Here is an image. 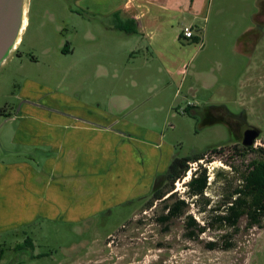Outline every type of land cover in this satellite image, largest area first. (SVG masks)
<instances>
[{
	"label": "rangeland",
	"instance_id": "obj_1",
	"mask_svg": "<svg viewBox=\"0 0 264 264\" xmlns=\"http://www.w3.org/2000/svg\"><path fill=\"white\" fill-rule=\"evenodd\" d=\"M105 1L84 0L80 4L85 10H73V1L28 0L21 40L14 56L0 67V106L20 105L13 97L17 85L36 76L57 92L53 96L58 102L60 93L77 99L92 84L102 89L97 94L101 100L110 91L105 88L126 94L129 108L143 115L144 125L160 128L179 154L225 146L248 125L260 128L264 138V0H206L195 19L171 10L183 6L184 0H174L166 9L152 0L141 9L146 27L125 37L111 16L93 10ZM185 25H194L193 38L181 35ZM250 46L254 51L246 54ZM222 104L229 110L222 121L212 115L202 118L205 107ZM188 105L197 111L193 116L185 111ZM13 115H18L16 109ZM5 119L0 116L1 122ZM3 145L13 147L0 136V155ZM35 154L44 161L42 149ZM204 164L198 168H206L212 182L205 194L211 205L207 213L198 208L205 198L194 204L187 186L176 191L188 201L185 216L161 223L156 216L163 213L167 199L146 206L155 185L148 196L89 221L41 214L29 226L1 233L0 244L6 250L1 263L11 260L13 246L26 232L33 238L35 256L27 255L18 264H235L238 259L242 264H264V218L260 226H249L243 217L236 229L210 226L195 238H185L188 216L200 226L207 224L221 195L239 184L231 168L236 162L231 165L218 156L210 164L207 155ZM163 183L160 179L159 186ZM223 231L230 234V250L210 252L206 246L211 237L219 239L218 244L222 239L227 243L218 238Z\"/></svg>",
	"mask_w": 264,
	"mask_h": 264
},
{
	"label": "crops",
	"instance_id": "obj_2",
	"mask_svg": "<svg viewBox=\"0 0 264 264\" xmlns=\"http://www.w3.org/2000/svg\"><path fill=\"white\" fill-rule=\"evenodd\" d=\"M68 1L77 3L76 8L71 6L73 10H85L81 6L84 0ZM150 1L106 0L93 10L111 16L115 27L120 21L130 26L134 19L138 33L146 27L141 9ZM159 1L166 9L174 0ZM184 1L171 10L194 19L206 2ZM122 34L134 33L122 30ZM246 50L252 54L254 46ZM105 89L110 91L103 100L97 95L102 89L92 84L83 94L80 86L82 95L77 99L60 93L58 102L53 96L57 92L44 79L27 76L17 85L13 97L36 103L21 101L17 116L0 120V136L13 146L1 148L0 234L30 225L41 214L89 221L115 206L133 203L151 193L168 173L174 157L188 155L177 153L160 128L146 127L143 115L129 108L126 94ZM1 106L14 110L18 104ZM39 149L45 152L44 161L36 159Z\"/></svg>",
	"mask_w": 264,
	"mask_h": 264
},
{
	"label": "trees",
	"instance_id": "obj_3",
	"mask_svg": "<svg viewBox=\"0 0 264 264\" xmlns=\"http://www.w3.org/2000/svg\"><path fill=\"white\" fill-rule=\"evenodd\" d=\"M120 22L121 23L116 25L117 29L124 30L131 34L137 32V22L134 19L129 21L133 23L130 26H127L126 23L122 21ZM193 107V105H188V107L185 108V111L188 110V113L192 115L193 112H197ZM227 112H229V110L224 104L209 105L205 107L202 118L205 119L209 115H212L219 117V121H222ZM209 148L196 151L186 156H176L173 158L168 173L161 179L162 181L164 180V183L159 186V181L157 182V189L153 193L152 199L148 200L146 203V206L150 207L153 206L157 199H162L164 197V199H167L164 204L163 213L156 216L158 221L165 223L172 217L178 218L185 216L189 204L188 201L179 197L177 192L173 191L175 188V182L187 174V171L190 168V162L203 158L208 153ZM254 165H257L256 168H252ZM242 171L243 174L241 180L243 183L239 184V186H235L233 190L225 194L226 197L219 205H216V214L209 218V221L207 220V224L200 226L195 217L192 215L188 216L186 226L189 230L188 234L191 237L195 238L201 231H204L210 226L215 228L226 226L228 228L236 229L243 216L248 217L250 225L262 223L264 218V159L252 162L249 168H242ZM235 179L238 180L237 176ZM187 184L188 194L193 197V200H195L193 201L194 204H197L200 199L205 198V202L199 204L198 208L201 212L207 213L209 211L207 207L210 206V204L208 203L209 198L205 197L206 189L208 188V174L206 168H197L193 171ZM239 192L242 193V195L233 198V195ZM223 208H225V210H222ZM229 236L230 234H226L227 240L230 238ZM227 244L230 245V241H227ZM1 246L2 245L0 244V264L6 251ZM33 249V238L31 236H26L22 242L16 243L12 250L22 251L24 256L28 255L30 258H33L35 256L33 255ZM7 264H11V262Z\"/></svg>",
	"mask_w": 264,
	"mask_h": 264
},
{
	"label": "flooded vegetation",
	"instance_id": "obj_4",
	"mask_svg": "<svg viewBox=\"0 0 264 264\" xmlns=\"http://www.w3.org/2000/svg\"><path fill=\"white\" fill-rule=\"evenodd\" d=\"M21 101H28V102H31V103H36V102H34V101L30 100V99H24V100H21ZM20 106L18 105V106L15 107V109H16V111L18 113H19ZM13 112H14V110L13 109L9 110L7 108V106L6 107L5 106H0V116H4L5 118L11 117V116H14ZM250 127H255V126L248 125V126H246V129L250 128ZM256 128H258V127H256ZM258 129L260 130V132L257 135V137L252 140V143L250 145H247V144L244 143V138H245V130H244L242 134H239L238 136H236V138H233V140L229 141V143H227L225 146H224V144L217 145V146H210V148L208 150V153H207L208 159H209V163L210 164L215 163V159L218 156L226 157L227 162L230 163L231 165H232V163L236 162V164L232 165L231 168H234L233 170H234V173L236 174V176L238 178V180H237L238 183L242 184L243 183V181L241 180L242 179L241 177H242V174H243L242 168H249L250 164L252 162H255L256 160H259V159H262V160L264 159V142H260V139H264V138L261 137V135H262L261 129L260 128H258ZM227 145H229L231 147L226 152L225 151L226 150L225 147ZM213 147H216V148H213ZM36 151H35V153H36ZM44 153H45L44 150H42V154H44ZM256 166L257 165H254V166H252V168H256ZM211 184H212V182H211V177H210V179L208 181V186L211 185ZM239 184H238V186H239ZM241 195H242V193L239 192L237 194H234L233 198H236V196H241ZM221 196H222L223 199L226 197L225 194H223ZM164 198L157 199L156 201L164 200ZM222 200H220V201H222ZM150 207H152V206H150ZM209 207H211V205ZM243 217H246L248 219L247 216H243ZM174 218H176V217H172L171 219H174ZM167 222H169V220ZM248 222H249V219H248ZM261 224H252V225L249 224V226H251V227L260 226ZM26 226H29V225H26ZM26 226L20 227V229H22V228H24ZM222 228H220V230H222ZM207 229H211V228L208 227ZM262 229L264 230V228H262ZM14 230H16V229H14ZM214 230H216V228H214ZM22 232H24V231H22ZM188 232H189V230L187 228L183 229V233L185 234V238H188L189 240L194 238V237H191L188 234ZM201 232H206V229L204 231H201ZM26 234L27 233L24 232L25 236L23 237V240L25 239ZM27 236H29V235L27 234ZM219 237H223V238L227 239L226 238V233H224V231H223V233L218 235V238ZM216 240H219V239H214V238L211 237V240L207 242V246L206 247H207V249L210 252L214 251V250H217V249H221L223 251H227L228 249L230 250V247L233 245V244L228 245L227 243H224L223 242L224 239L221 240V244H218V242ZM22 241H20V242H22ZM17 243H19V242H17ZM260 246H262V245L260 244ZM259 247L253 252V257L257 253ZM12 252H13V254H12L11 260L8 261L7 263L11 262V264H16V263L18 264V262H22L25 259H27L26 256H24V253L22 251H12ZM238 261H239V259L237 260V262L235 264H242L241 261L240 262H238ZM1 264H4V263H1ZM220 264H222V263H220ZM253 264H254V262H253Z\"/></svg>",
	"mask_w": 264,
	"mask_h": 264
},
{
	"label": "water",
	"instance_id": "obj_5",
	"mask_svg": "<svg viewBox=\"0 0 264 264\" xmlns=\"http://www.w3.org/2000/svg\"><path fill=\"white\" fill-rule=\"evenodd\" d=\"M28 0H0V67L14 56L27 23ZM260 130H245L244 143L250 145Z\"/></svg>",
	"mask_w": 264,
	"mask_h": 264
},
{
	"label": "built area",
	"instance_id": "obj_6",
	"mask_svg": "<svg viewBox=\"0 0 264 264\" xmlns=\"http://www.w3.org/2000/svg\"><path fill=\"white\" fill-rule=\"evenodd\" d=\"M184 38L186 39H191L194 37V31H193V27L191 25H185L183 26V30H182V34H181ZM207 155H205L203 158L199 159V160H195V161H191L190 162V168L187 171V174L184 175L181 179H178L175 184V192L176 191H180L183 190L185 191V188L187 187V183L190 180L193 171H195L198 168L199 163L204 164V161L206 160ZM206 167L209 168V166L207 164H204ZM209 174V173H208ZM210 179V177H208ZM174 191V190H173ZM181 198L185 199L184 196H181Z\"/></svg>",
	"mask_w": 264,
	"mask_h": 264
}]
</instances>
